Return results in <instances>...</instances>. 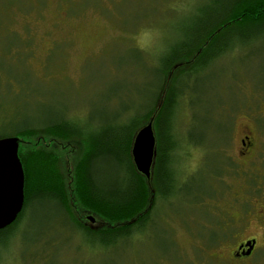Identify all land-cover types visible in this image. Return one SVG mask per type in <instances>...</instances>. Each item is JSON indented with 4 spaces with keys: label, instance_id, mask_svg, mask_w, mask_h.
I'll return each instance as SVG.
<instances>
[{
    "label": "rangeland",
    "instance_id": "374dc122",
    "mask_svg": "<svg viewBox=\"0 0 264 264\" xmlns=\"http://www.w3.org/2000/svg\"><path fill=\"white\" fill-rule=\"evenodd\" d=\"M219 3L0 0V136L62 116L92 129L103 118L123 126L149 105L161 60ZM234 43L181 81L192 109L182 102L174 124L176 178L211 198L182 201V188L171 207L157 206L154 227L107 249L92 247L62 215L43 223L48 210L35 207L0 247V264H231L234 248L252 238L255 263L264 264V35ZM187 132L203 147L188 143Z\"/></svg>",
    "mask_w": 264,
    "mask_h": 264
},
{
    "label": "trees",
    "instance_id": "16d2710c",
    "mask_svg": "<svg viewBox=\"0 0 264 264\" xmlns=\"http://www.w3.org/2000/svg\"><path fill=\"white\" fill-rule=\"evenodd\" d=\"M193 27L185 40L161 60L153 75L157 88L147 108L135 111L123 126L111 128L110 120L103 118L92 129L62 116L0 136L18 139V157L24 172L23 209L15 222L0 230L1 250L8 247L27 212L35 207L48 210L42 222L52 215H62L73 230L78 229L91 240L92 247L107 249L124 245L148 230L154 207H171L182 188V201L202 204L205 198H211L200 185L185 189L187 181L177 180L174 171L178 110L182 102L188 111L192 109L190 94L181 81L233 52L237 48L234 42L263 36L264 0H220L218 8L208 12L202 21L196 20ZM231 28L235 29L232 35L226 36V30ZM120 114L114 115L112 121L120 119ZM149 123L155 136V155L147 180L135 169L131 147L136 133ZM185 138L193 146L204 145L200 138L189 137L188 132ZM71 152L76 155L73 164L69 163ZM85 216L92 217L94 224L85 222ZM215 236L211 233L210 240H216ZM41 256L34 259L42 261Z\"/></svg>",
    "mask_w": 264,
    "mask_h": 264
},
{
    "label": "water",
    "instance_id": "95a60500",
    "mask_svg": "<svg viewBox=\"0 0 264 264\" xmlns=\"http://www.w3.org/2000/svg\"><path fill=\"white\" fill-rule=\"evenodd\" d=\"M155 155L152 124L140 129L133 140L131 157L135 169L150 178ZM24 205V172L18 157V139H0V230L16 221ZM87 219L94 223L90 216Z\"/></svg>",
    "mask_w": 264,
    "mask_h": 264
},
{
    "label": "flooded vegetation",
    "instance_id": "af4514ba",
    "mask_svg": "<svg viewBox=\"0 0 264 264\" xmlns=\"http://www.w3.org/2000/svg\"><path fill=\"white\" fill-rule=\"evenodd\" d=\"M248 139H249V137L246 136L245 140H248ZM245 140H242V142H241V147L242 148L246 147ZM157 205L152 210V215L149 216V221H148L149 222V226H152V224L156 225V215H154V214H155V211L157 209ZM215 226L217 227V225H215ZM217 228H219V226ZM201 233L205 234V232H201ZM214 234L216 235L215 238L217 237L216 238L217 239L216 242H217L219 240L218 239L219 231H217V233H214ZM209 235H210V233H208V236ZM216 242H214L213 244H215ZM258 249L259 248L257 247V239L256 238L248 239V240H246L244 242L239 243L234 248V250L230 253V262H231V264H246V262H250L251 264H256L255 263V260H256L255 258H256V251ZM181 258H182V261H183L184 257L181 256Z\"/></svg>",
    "mask_w": 264,
    "mask_h": 264
}]
</instances>
